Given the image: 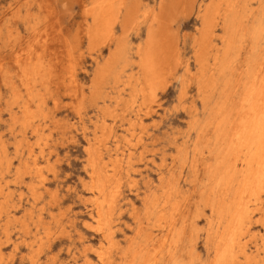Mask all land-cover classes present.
Listing matches in <instances>:
<instances>
[{
    "label": "rangeland",
    "instance_id": "obj_1",
    "mask_svg": "<svg viewBox=\"0 0 264 264\" xmlns=\"http://www.w3.org/2000/svg\"><path fill=\"white\" fill-rule=\"evenodd\" d=\"M93 1L0 0V264H123L134 249L144 253L146 264H169L168 219L147 209L148 199L161 195L167 180L176 185L177 210L172 213L179 212L174 229L181 231L177 264H211L214 242L207 240L209 211L202 192L207 181L204 166L213 163L223 145L213 139L214 112L225 93H232L236 102L237 73L260 53L249 52L250 37L237 35L227 70L211 73L224 33L217 15L214 39L206 44L200 40L202 9L225 0H139L137 17L123 24L127 0L111 21L112 37L104 34L103 42L99 38L101 44L92 47L84 30L91 23L87 10ZM161 4L166 14L160 38L170 54L169 67L151 91L140 95L138 48L145 47L151 23L144 15ZM221 7L217 14L223 13ZM239 15L264 45V0H245L229 18ZM119 44L121 54L107 63ZM249 75L246 70L244 78ZM209 148L212 157L207 158ZM98 150L104 157L101 168L92 160ZM97 168L115 175L106 195L109 204L93 185ZM99 204L104 205L100 214ZM245 240L247 251L255 255L249 264H263L264 229L259 222Z\"/></svg>",
    "mask_w": 264,
    "mask_h": 264
},
{
    "label": "bare ground",
    "instance_id": "obj_2",
    "mask_svg": "<svg viewBox=\"0 0 264 264\" xmlns=\"http://www.w3.org/2000/svg\"><path fill=\"white\" fill-rule=\"evenodd\" d=\"M126 1L127 0H94L93 1L92 7L87 10V13L90 15L89 17L91 18V20H90L91 23L87 26L86 30H84L86 32L88 38L92 42V44H89L90 42L89 41H86V43L89 42L88 43L89 46L92 45V47H93V43H96V44L100 43L101 44V41L103 42V40H104V38L102 36L104 34H106V36H108L110 38L112 37V34L113 33H112V26H111V23L112 22L111 21L114 19V17L116 18L115 15L118 14V11L120 9H122V7H124L126 5ZM162 1H164V0H161V2ZM208 1L210 2V0H208ZM193 3L194 2H192V4ZM138 5H140L139 4V0H131L130 1V4L126 7L125 16H124V19L122 21L123 24L124 23L125 24L126 23L129 24L134 18L137 17V15H138L137 12H138V8H139ZM222 5H224L223 13L217 14L219 12L218 6L221 7ZM244 5H245V0H225V1H223V3L220 2V5L217 4V6H213V8L211 6V7H205V8L202 9V17H201L202 18V24H201V29H200V40H203V42H205V44H206L207 40L208 39L210 40L212 38V36H213V34L215 33V30H216L215 27H214L215 26L214 20H215V17L217 15L221 16V18H220V23H221V25H220L221 27L220 28L221 29L220 30L223 31V33H224L220 37L221 38V43H222L221 48H220V52H219L220 54H215L214 57L212 58V63L210 64V71H211V73L213 75L214 74L222 75L227 70L228 64H230L229 63V61H230V58H229L230 52L232 51V49L235 46V38L237 37V35H240V38H242V39L246 38L247 36L250 37L251 38V40H250V43L251 44H250V47H249V52L252 54V53H255V52L258 53V51H259V53L261 54V55L259 54V58L256 57L254 60L251 61L250 64H247L246 65L247 68L240 69V71L237 73L238 79L236 80V85H237V88H236L237 100H236V102L232 99V93H225L223 95V99L221 100V103L218 105V107L216 108V110L214 112V120L212 122L213 139L215 140V142H222L223 145H222V148L213 156V159H214L213 163H206L205 166H204V171L207 174V177H206L207 178V181L204 184V190L202 192V194L204 195V199H205V202H206L208 211H209V214L206 217V222H207V224L209 226L208 227V231H207V240L210 241L211 239H213V242H214L213 243L214 244L213 250L215 252V258L213 259V261L211 262V264H241V263H243V264L244 263L249 264L253 260V258L255 257V255H252L251 252H248L247 251V243H246L245 238L247 236L250 237V231H251L252 225H253V223L255 221L256 222H259L261 224V226L263 227V229H264V45H262L260 43L259 39L257 37H255L256 35H254V33L251 34L249 32V30L246 28V25H244L245 19L243 18L244 17L243 15H239L238 17H235V18H232V19L229 18V15H231L233 13L239 12L240 8H243ZM85 9H86V7H85ZM84 13H82V14H84ZM165 14H166L165 13V9H164V7L161 4L160 9H158L157 11H155V9L154 10L152 9L151 11H148L147 14L144 15L145 18H149L150 19V22L151 23H150L149 30L147 32V39H146L145 47L143 49L138 48V55L140 54L139 55V61H138V67H139L138 69H139V71L141 73V75H139V76H141V79L139 81L140 82V84H139L140 85L139 86L140 89L138 88L139 89L138 93L140 95H144V93L146 91L147 92L151 91V89L153 88V86L160 79V76L162 75V71L165 69V67H169V66H167V63H168V58H169L170 54H169V52L167 50H165L163 48L162 43H161L162 40L160 38L161 35H162V33L165 30V28L163 27V24H164L163 23V18H165ZM87 15H85V16H87ZM195 17H196V15H195ZM32 18H30V19H32ZM36 18H38V17L36 16ZM120 19H121V17H120ZM120 19H118V20H120ZM198 19H199V17H198ZM8 20H10V18ZM86 21L87 20L85 19L84 22H86ZM3 22H5V21H3ZM118 22H120V21H118ZM36 23H38V22H36ZM42 23H43V21H42ZM33 24H35V23H33ZM28 25H30V23ZM242 25H243V27H242ZM128 27H124V28L127 29ZM145 27H146V25H145ZM3 29H4V27H3ZM122 30H121V32H122ZM197 30L199 31V29H197ZM128 31L129 30H127V32ZM3 34H4V32H3ZM215 35H217V34H215ZM101 37L103 38V40L101 39ZM123 37H126V35L125 36H122V38ZM2 38H4V37L2 36ZM99 38L101 39V41H100ZM13 39H15V38H13ZM212 39H214V38H212ZM16 40H14V41H16ZM97 41H99V42L97 43ZM192 44H194V43H192ZM215 47H216V45H215ZM97 48H98V46H97ZM87 49L89 50V48H87ZM64 50H65V54H66V51L67 50L66 49H64ZM218 50H217V52H218ZM121 51H122V47H121V44H119V45L116 46V48L112 52L113 58H111V56H110L108 58V60H107V63H111L117 57H119V55L121 54ZM77 53L80 54L81 52L79 53V50H77ZM194 53H196V52H194ZM194 53H193V56H194ZM65 54L63 56H65ZM177 56L179 57V55H177ZM183 56H184V54H183ZM183 56H182V58H183ZM81 57H82V54H81ZM65 58L67 59V57H65ZM83 58H84V56H83ZM185 61H187V60H185ZM184 63H186V62H184ZM181 64H183V63H181ZM171 65H173V64H171ZM24 66H27V64L25 63ZM249 67L251 68V72L249 71ZM246 70H248V72L250 73V75L244 78V73H245ZM79 71H77V73ZM191 71L193 72V70H191ZM232 72H234V71H232ZM192 74L193 73H191V75ZM10 75H11V73H10ZM72 75H73V73H72ZM73 76H75V75H73ZM138 80H139V78H138ZM195 80H196V78H195ZM79 81H80V79H79ZM163 81H164V79H163ZM67 82H68V80H67ZM3 83H4V81H3ZM160 83H162V82H160ZM89 84L91 85V83H89ZM158 84H159V82H158ZM70 85H71V83H70ZM133 85L136 86L135 84H133ZM227 85L228 84L225 83V86H227ZM1 86H2V84H1ZM186 86H184V87H186ZM160 87H162V86H160ZM90 90H91V88H90ZM153 90H155V89H153ZM199 92H201V91H199ZM151 94H152V92H151ZM154 94H155V92H154ZM134 95L131 96V97H134ZM0 97H2V96L0 95ZM185 99L186 98H184V100ZM134 100H136V99H134ZM0 101H1V99H0ZM60 101H62V99ZM122 101H123V99H122ZM123 102L120 101V103H123ZM130 103H131V101H130ZM125 104L126 103H124L123 105H125ZM135 104H134V106H135ZM141 104H142V102H141ZM235 104H236V107H234ZM128 106H130V104ZM171 106H173V104ZM136 108H138V107H136ZM136 108H134V109H136ZM89 111H91V110H89ZM54 114H53V116H54ZM171 115H173V114H171ZM186 115H187V113H186ZM110 119H111V116H110ZM161 121H163V120H161ZM185 121H189V120H185ZM102 123H103V121H102ZM62 124H63V122H62ZM192 125H193V123H192ZM61 126H59V127H61ZM189 127H190V125H189ZM109 131H110V129H109ZM76 132H79V131H76ZM179 132H180V130H179ZM53 138H54V136H53ZM72 138H74V137H72ZM112 138H113V136H112ZM64 139H65V137H64ZM73 140H75V139H73ZM116 143H117V141H116ZM54 149H56V148H54ZM73 150H74V148H73ZM167 151H169V150H167ZM179 151H182L181 148H180ZM205 153L208 154L206 156L207 158L208 157H212V151H211L210 148L207 149V151ZM202 155H204V153H202ZM103 158H104L103 157V153L101 152V150H98V153L95 154V156L92 158V160L94 161V163L97 164V166L99 168H101V166H100L101 163H102V166L105 165V163H103ZM64 160H65V158H64ZM118 160H120V159H118ZM118 162L119 161H117V163ZM87 163H88V161H87ZM185 163H187V162H185ZM79 165H80V163H79ZM89 166H90V164H89ZM99 168L95 169V171L93 172V177L91 176V178H93V185L96 186V188L98 190L99 197H101L103 199V202L104 203H106V204L108 203L109 204V199L106 198L108 196L107 195V191H108V188L113 184L111 177L112 176H115V175L114 174L113 175H111V174L108 175L102 169H99ZM85 171H86V169H85ZM132 173H134V172H132ZM123 174H125V173L123 172ZM121 175H122V173H121ZM67 176H69V175H67ZM64 177H65V175H64ZM124 181H123V183H124ZM156 181H157V179H156ZM79 185L81 186V184H79ZM122 186L124 187V184H122ZM115 187L117 189L118 188V185L116 184ZM135 189H136V186H135ZM162 190L163 191H162L161 195H156L154 198L148 199L147 209H149V210L154 209L156 211V213L158 214L157 217L159 219L160 218L161 219H165V218L168 219L167 225H169V229H168V234L167 235H171V238L172 239H171V242H170V245H169V250L167 251V255L170 258V263L169 264H177V262L175 260V256H176V251H177V248H178L177 244L180 242L181 231L174 229V226L176 227V224H177V218H176V216L179 215V212L172 213L173 208H174V211L177 210V207L175 208L176 202L174 201V194L176 192V185H175V183L172 180H167L166 183H164ZM195 191H196V189H195ZM69 193H70V191H69ZM113 193H115V192H113ZM191 195L193 196V194H191ZM122 197H123V195H122ZM137 198H139V196ZM189 203L192 204V202H189ZM103 206H104L103 204H99V206H98V212H99V214H100L101 209L103 208ZM189 208H190V206H189ZM45 221H46V219H45ZM122 224H123V222H122ZM184 225H185V223H184ZM203 226L204 225H202V227ZM123 227H124V225H123ZM75 240H77V239H75ZM21 250H23V249H21ZM108 250H109V248H108ZM203 252H204V250H203ZM4 253H6V252H4ZM29 255H30V253H29ZM143 256H144V253L141 250L134 249L131 252L129 258L123 264H146V261H145V259H143ZM18 257H19V255H18ZM122 257L125 258L126 257V254H124ZM13 258H15V257H13ZM167 260H169V259H167ZM196 260H197V258H196ZM5 261H6V259H5ZM17 263H19V262H17ZM112 263H113V261H112Z\"/></svg>",
    "mask_w": 264,
    "mask_h": 264
}]
</instances>
